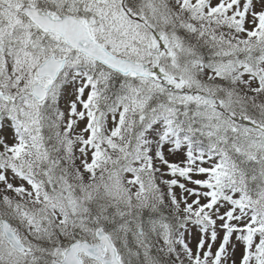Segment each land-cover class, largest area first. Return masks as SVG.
<instances>
[{
    "label": "snow or ice",
    "instance_id": "1",
    "mask_svg": "<svg viewBox=\"0 0 264 264\" xmlns=\"http://www.w3.org/2000/svg\"><path fill=\"white\" fill-rule=\"evenodd\" d=\"M0 264H264V0H0Z\"/></svg>",
    "mask_w": 264,
    "mask_h": 264
},
{
    "label": "rangeland",
    "instance_id": "2",
    "mask_svg": "<svg viewBox=\"0 0 264 264\" xmlns=\"http://www.w3.org/2000/svg\"><path fill=\"white\" fill-rule=\"evenodd\" d=\"M194 243H195V240L193 239V241H192V245L194 246Z\"/></svg>",
    "mask_w": 264,
    "mask_h": 264
}]
</instances>
